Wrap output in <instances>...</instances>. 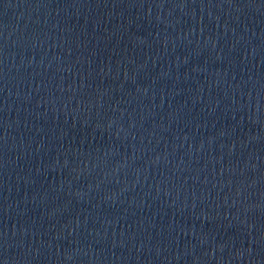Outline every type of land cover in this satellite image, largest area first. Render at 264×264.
I'll use <instances>...</instances> for the list:
<instances>
[{
	"label": "water",
	"instance_id": "water-1",
	"mask_svg": "<svg viewBox=\"0 0 264 264\" xmlns=\"http://www.w3.org/2000/svg\"><path fill=\"white\" fill-rule=\"evenodd\" d=\"M0 264H264V0H0Z\"/></svg>",
	"mask_w": 264,
	"mask_h": 264
}]
</instances>
